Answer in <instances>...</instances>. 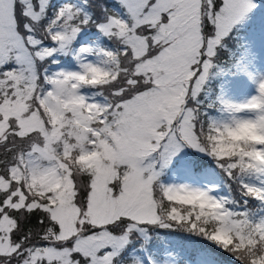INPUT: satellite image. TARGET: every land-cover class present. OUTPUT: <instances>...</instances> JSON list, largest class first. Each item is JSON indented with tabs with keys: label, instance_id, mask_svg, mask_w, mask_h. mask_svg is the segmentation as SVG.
<instances>
[{
	"label": "snow or ice",
	"instance_id": "snow-or-ice-1",
	"mask_svg": "<svg viewBox=\"0 0 264 264\" xmlns=\"http://www.w3.org/2000/svg\"><path fill=\"white\" fill-rule=\"evenodd\" d=\"M0 264H264V0H0Z\"/></svg>",
	"mask_w": 264,
	"mask_h": 264
}]
</instances>
